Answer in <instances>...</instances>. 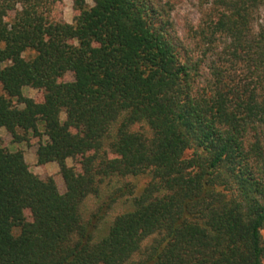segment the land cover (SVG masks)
Masks as SVG:
<instances>
[{
    "label": "trees",
    "instance_id": "16d2710c",
    "mask_svg": "<svg viewBox=\"0 0 264 264\" xmlns=\"http://www.w3.org/2000/svg\"><path fill=\"white\" fill-rule=\"evenodd\" d=\"M72 1L67 25L52 1L0 0V129L38 137L65 185L0 148V264H263L262 0H211L185 42L152 0ZM139 175L101 234L85 201Z\"/></svg>",
    "mask_w": 264,
    "mask_h": 264
},
{
    "label": "rangeland",
    "instance_id": "374dc122",
    "mask_svg": "<svg viewBox=\"0 0 264 264\" xmlns=\"http://www.w3.org/2000/svg\"><path fill=\"white\" fill-rule=\"evenodd\" d=\"M51 7V19L58 23H64L67 25L72 24L74 16L77 12L73 8L72 0H48ZM158 9L161 11L162 19L167 21L172 31L182 41H186L187 31L190 27L196 26L201 16V11L205 8L206 4L211 0H152ZM88 5H92L91 1H87ZM259 23L264 24V0L260 8ZM32 53L27 52L24 54L25 58H28ZM73 77L71 73H67L61 79L60 82L72 81ZM22 95L24 97L31 98L36 102H40L43 98V91L34 90L31 88H23ZM64 119V116H61ZM42 140H45L43 137ZM38 137H32L31 134L28 136L26 142L20 144L12 143V138L9 133L4 129H0V148L7 149L11 152L21 151L24 155V160L29 168V171L36 175L38 178L45 180L52 178L59 193L65 192V185L63 179L59 173L58 166L55 163L47 165H38L35 157L36 149L39 144ZM264 147V137H263ZM67 166L74 167L77 172H80L79 158L68 159L66 161ZM149 180L148 175L130 176L126 177L117 184V187H122V190L116 193L115 196L120 197L115 203L108 205V202L102 209L98 210V206L101 205V201L95 197H89L85 203V209L87 214L97 212L98 216H102L101 219V234L105 233L107 227L113 220V218L121 213H124L131 209V201L133 197L138 196L142 189L146 186ZM29 219V213H25ZM88 217V216H86ZM261 237L264 241V230L261 232ZM264 264V261H263Z\"/></svg>",
    "mask_w": 264,
    "mask_h": 264
}]
</instances>
